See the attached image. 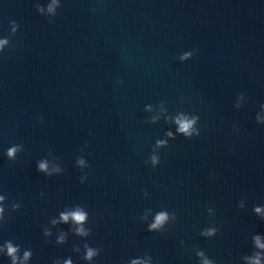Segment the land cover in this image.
<instances>
[{
  "label": "water",
  "instance_id": "obj_1",
  "mask_svg": "<svg viewBox=\"0 0 264 264\" xmlns=\"http://www.w3.org/2000/svg\"><path fill=\"white\" fill-rule=\"evenodd\" d=\"M48 2L0 0V39H10L0 54V245L30 249V264H87L85 242L101 250L93 264L145 255L149 264H199L197 249L216 264H247L252 236L264 243L253 211L264 206V0H61L55 17L45 16ZM181 111L199 116V136L177 133ZM17 144L23 151L10 161ZM41 159L52 176L37 170ZM77 205L89 237L69 232L57 245L64 224L43 235ZM160 210L176 221L147 231ZM211 226L217 235L202 237Z\"/></svg>",
  "mask_w": 264,
  "mask_h": 264
},
{
  "label": "clouds",
  "instance_id": "obj_2",
  "mask_svg": "<svg viewBox=\"0 0 264 264\" xmlns=\"http://www.w3.org/2000/svg\"><path fill=\"white\" fill-rule=\"evenodd\" d=\"M47 13L49 15H45L48 17H55L57 15V10L61 7V0H50L47 3ZM37 11L44 15L45 13V6L37 3L36 4ZM51 22V21H50ZM19 25L16 21H11V35H15L18 31ZM9 38L5 37L0 39V54L3 53V49L5 45H9ZM194 55L193 51L184 52L183 55H180L179 59L181 62L190 60ZM119 83H123V81H118ZM244 94H240L237 98L242 100L244 99ZM236 108H241L242 105L240 103L235 104ZM150 108V105H149ZM261 108L264 109V105H261ZM42 119V117L40 118ZM198 115H185L183 111H181L175 117V124L178 125L177 133L183 135L186 138H192L193 136L200 135V129L197 127L199 122ZM260 117L256 116V120H259ZM168 136L172 137L173 139L176 136H173V133L169 131L167 133ZM167 141L165 140H157L156 147H160L162 145H166ZM23 151V146L20 144L11 146L6 151V156L8 160L14 161L17 158L18 153ZM48 155H52L49 153ZM151 165L153 167L157 166L160 163V156L152 154L150 157ZM78 163L83 164V159L78 160ZM37 170L41 173H45L47 176H52V172L49 171V164L47 160H39L37 161ZM55 172H60V168L53 169ZM80 182L83 183V179H80ZM43 196V193H41ZM145 195L147 193L145 192ZM7 197L5 195H0V224L6 222L5 221V202ZM238 207L240 209H244L245 201L241 199L238 203ZM21 208V204L19 203H12L11 210L13 212L19 210ZM253 211L255 215H257L261 221H264V206H254ZM214 209L209 208L208 213L212 215ZM142 219L146 221L148 217L146 215L142 216ZM171 222H175L177 217L176 214L169 213L167 210H160L155 212L154 219L152 222L148 223L147 231L149 232H160L163 233L167 230L165 225L169 224V220ZM89 220V214L87 211L84 210V207L77 205L74 210H67V208L61 211L58 217L51 219L50 224L51 227H45L43 230V235L45 237H51L53 235L52 228H56L57 226L64 224L70 225L69 231L59 230L58 235L56 236L55 243L57 245H62L67 243V238L69 232L73 235L79 236L81 238H87L91 235V229L85 226L86 222ZM219 229L215 226L207 227L200 232V235L205 238H212L215 237L218 233ZM253 242V251L250 255H244L242 259L247 262V264H262V252H264V243L261 242V235L254 234L252 236ZM260 250V251H258ZM73 251L76 253L81 252V248L79 246H74ZM100 248H94L90 246L87 242L83 244V255L81 259L87 262V264H93L96 257L100 255ZM22 253V255H21ZM0 255H6L10 259V264H30V261L33 257V252L30 249H22V247L18 244H15L11 240L5 241L2 245H0ZM196 256L199 258V264H216L215 260L208 257L203 250L197 249ZM147 259H131L130 264H149V261L153 262V258L150 255H145ZM52 264H74V261L71 257L61 260L60 258H56L52 261Z\"/></svg>",
  "mask_w": 264,
  "mask_h": 264
}]
</instances>
